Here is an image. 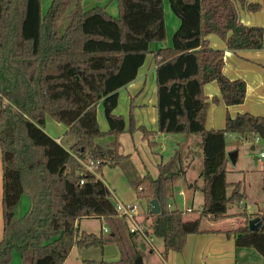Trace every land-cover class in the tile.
Here are the masks:
<instances>
[{"label":"trees","instance_id":"1","mask_svg":"<svg viewBox=\"0 0 264 264\" xmlns=\"http://www.w3.org/2000/svg\"><path fill=\"white\" fill-rule=\"evenodd\" d=\"M42 1L0 0L4 218L0 264H12L16 253L23 264H64L74 247L103 248L108 242L118 245L121 264H136L142 256L135 240L138 231L131 230L120 214L113 192L101 177L106 165H130V156L119 152V136L136 130L142 131L150 146L158 144L153 138L158 134L202 139L204 202L198 215L190 216L192 209L168 207V186L183 173L179 152L159 165L158 177L131 178L140 200L159 201L161 212H148L147 217L152 219L153 234L163 239L162 256L167 260L171 251L184 249L188 235L214 231L204 227L206 220L231 216L230 208L248 197L241 181H228L227 136L237 133L253 141L259 134L252 122L264 126V118L227 114L223 128L208 129L211 102L217 104L219 98L210 100L205 85L217 82L228 106L245 101L246 81L225 74L226 50L213 48L209 36L217 34L231 51L264 49V28L244 24L238 10V1L249 12L258 11L261 4L169 0L181 23L172 46L154 52L158 129L149 130L136 124L133 97L129 126L124 115L114 110L120 89L137 78L151 52L150 43L167 39L165 0H117V17L103 6L87 9L85 0H52L44 13ZM100 104L109 125L106 131L98 120ZM48 117L77 137L70 147L46 132ZM108 136L115 138L111 154L96 144L98 138ZM25 195L30 208L19 217L16 208ZM234 215L243 216L245 222L225 230L227 235H233L237 247H253L264 257V211L243 209ZM87 217L103 220L108 233L80 231L78 222ZM255 217L261 224L253 231L249 221Z\"/></svg>","mask_w":264,"mask_h":264},{"label":"crops","instance_id":"2","mask_svg":"<svg viewBox=\"0 0 264 264\" xmlns=\"http://www.w3.org/2000/svg\"><path fill=\"white\" fill-rule=\"evenodd\" d=\"M48 1L50 2V0ZM84 4L87 9L93 7L89 5L103 6L107 9L108 13L115 17L118 16L117 0H85ZM164 17L166 20L167 39L163 42L150 43L151 52L146 56L144 64L139 68L137 78L133 82L129 83L126 87L121 88L119 91V103L114 112L116 114L124 115L127 121V126H129L131 98L133 97V115L137 126L144 125L149 130L158 129V107L156 105L157 65L155 63L154 52L163 47L172 46L174 33L180 27L181 23V20L173 13L168 1H165L164 3ZM241 20L246 25H252L251 23L249 24L246 20H244L242 16ZM220 39L221 38L217 34L210 35V45L215 49L220 48L226 50L225 65L223 67L224 72L232 80L242 78L246 81V84L248 85L247 97L242 104L228 106L222 100L221 90L217 82L207 83L205 85V94L210 98V100L213 97L219 98V103L214 104L211 102L207 116L208 129H218L219 127L223 126L222 122H226L225 119L228 113L231 117H235L238 113H249L251 115L253 114L264 118V49L256 50L258 52H255L251 55L249 53L246 56L240 54L237 51L227 50L225 42ZM101 106L102 105L98 106V120L102 130L106 131L108 130L109 125L106 121L104 110L102 111L100 108ZM48 119L49 117L47 118L46 124ZM64 130L65 132L67 131L66 126ZM64 130L62 131V134ZM46 132L62 145H64L62 142V136H54L47 130ZM182 135L158 134L153 137L154 141H157L158 144L150 146L148 140L144 138L142 131L136 130L133 133L126 131L119 136V152L121 154L130 156V165L123 164L116 167H110L109 165H106L102 168L101 177L113 192L116 204L118 202H134L139 206V214L136 220L140 224L142 231H138V233L135 234V240L138 248L142 251L141 257L143 264H145V262L148 260H153L151 259V256L146 257L145 251L147 243L151 247L152 251H157L160 264H264V257L257 249L253 247H237L233 235L228 236L225 232V230L237 228L238 225H241L245 222V218L243 216L234 215L237 214L238 211H230L231 216L220 219L219 221L206 220L204 227L206 229L214 230L213 232H202L199 234L188 235L185 247L181 252L171 251L167 260L163 259V242L160 248L155 246L156 241H154V237L157 236L153 234L152 229L150 228L152 219L150 217H146L147 213L151 212V205L145 201V207H142L141 201L143 200H140L137 197V192L134 188V185L132 184L131 178L133 176L144 177L147 174H150L154 178L158 177L159 165L164 164L166 161L170 160L176 152H179L181 156L180 167L183 169V173L168 186V207L170 209L178 208L181 210H194L193 207L189 206L191 201L192 203H196V205L199 207V210H201L204 202V192H202L201 189L204 183L202 181L203 178L199 179L198 176L192 175V169L197 165V160L193 156L191 150L193 139L189 137L192 135ZM229 136L230 135L227 137ZM241 138L242 140L244 139L242 136ZM114 141L115 138L113 136H108L104 138H98L96 140V144L99 149L111 154L114 151ZM259 141H261V139L257 140V138L253 141H250V143L254 142L252 150L257 147V143ZM73 143L74 139L71 140L69 146H64L68 148ZM183 144H185L187 147V153L182 155V152H180L179 149L182 148ZM236 149H238V161L240 158V150L238 147H233L232 145L228 144L227 154L228 152L234 151ZM261 153L264 152L261 151L260 154ZM261 158L264 157L261 156ZM230 163L231 160H229L228 163V181L231 183H236L237 181L229 180L230 176H235L236 173L234 170L235 164H232L231 166ZM230 189L231 194L232 188ZM2 198L3 168L2 153L0 149V239L3 236L4 230ZM29 204L30 203H28V205ZM84 219L85 218L78 222V228L80 231L89 232L84 226H82ZM96 219H99L103 224V220L100 218ZM106 228L108 229V226L105 225L104 228L101 227L100 230L104 233H107L108 231L105 230ZM216 230L221 231L216 232ZM107 244L109 245L108 253L105 255V257L103 256L101 258V262L105 261L108 264H121V254L118 245L114 242H108ZM107 244L105 248L108 246ZM83 249L84 248L74 247L72 252H75V250H80V256L84 262H95L96 259L83 255ZM68 260L69 259H67L64 264H67Z\"/></svg>","mask_w":264,"mask_h":264},{"label":"rangeland","instance_id":"3","mask_svg":"<svg viewBox=\"0 0 264 264\" xmlns=\"http://www.w3.org/2000/svg\"><path fill=\"white\" fill-rule=\"evenodd\" d=\"M168 1L169 0H165ZM249 3L254 2V3H259L261 4V8L256 11H247L245 10L241 3L238 1V10H239V15L242 16L244 20H246L249 24L251 23L252 25H259L264 28V0H247ZM50 2L48 0H43L42 1V10L44 13L47 12ZM93 6L94 5H89ZM62 26H64L65 21H63ZM221 40V39H220ZM223 42V41H222ZM240 54L243 55H248L250 53L254 54L255 52H258L256 50H239L237 51ZM101 105V104H100ZM103 111V106L100 107ZM229 114V113H228ZM227 116V115H226ZM226 120V119H225ZM207 121V119H206ZM226 122H222L221 127L223 128L225 126ZM45 128L48 132H51L54 136H62V142L65 146H69L70 142L72 139L76 141L77 137L74 134H66L64 128L65 125L62 123L57 122L53 118L49 117L47 124L45 125ZM67 128V127H66ZM64 130L63 134L62 131ZM184 136V135H182ZM189 138L193 139L191 150L193 153V156L197 160V165L192 169V175L198 176L199 179L202 178L201 176V170H202V163H203V157H202V145H201V138L198 135H192ZM261 138V137H260ZM227 142L229 145H232L233 147H238L240 150V158L237 161V163L234 166L235 170V176H230L229 180L231 181H241L242 186H244L245 190L247 191L248 197L242 202L237 205L232 206L230 209L232 212H237L243 210L245 208L248 213H255L257 211H264V158H261L260 152H264V138H261V141L257 143V147L252 150V146L254 144L250 143V141H247L246 139L241 138V135L235 133V134H230L229 137H227ZM187 147L185 144H183L182 148L179 149L180 152H182V155L187 153ZM260 157V158H259ZM185 162V160H184ZM232 166V162L230 163ZM234 165V164H233ZM197 172V173H196ZM197 175H196V174ZM203 181V179H202ZM231 189L229 188V194ZM30 201L28 196H23L21 199L20 204L17 206L16 209V214L17 216H22L29 210L28 202ZM142 202V207H145V201ZM189 206L194 208V211L190 213V216L192 215H198L199 214V207L196 205V203H192L190 201ZM147 217V215H146ZM130 223V222H129ZM106 223L103 221V224L99 219L96 218H85L82 222V226L86 228L89 232H95V233H100V228H104ZM107 226V225H106ZM98 230V231H96ZM100 230V231H99ZM109 231V228H108ZM108 233V232H107ZM154 241H156L155 246L157 248L161 247V244L163 242L162 238L159 237H154ZM108 245V244H107ZM106 246V245H105ZM100 247H89V248H84L83 255L92 257L96 259L95 262L91 261L89 263L84 262L80 256V250H75V252H72L71 255L69 256V260L67 264H100L101 263V258L108 253V247L109 245L105 248ZM88 249V250H87ZM146 257L151 256V259L153 260H148L145 262V264H160L158 260V253L157 251H152L151 247L147 243L146 246V251H145ZM152 261V262H151ZM12 264H23L22 260L20 258L19 254H15L14 260Z\"/></svg>","mask_w":264,"mask_h":264},{"label":"water","instance_id":"4","mask_svg":"<svg viewBox=\"0 0 264 264\" xmlns=\"http://www.w3.org/2000/svg\"><path fill=\"white\" fill-rule=\"evenodd\" d=\"M252 124L256 125L258 134L261 138H264V126L262 124H257L256 120H253ZM238 149L228 152L227 156H229V159L231 160V162L233 164H236L237 158H238ZM151 205V213L152 214H158L160 213V205H159V201L157 199H153L150 202ZM261 224V220L260 217H255V219H251L249 221V226L251 228V230L255 231L256 229H259ZM136 264H143V260L141 256H138L136 259Z\"/></svg>","mask_w":264,"mask_h":264},{"label":"built area","instance_id":"5","mask_svg":"<svg viewBox=\"0 0 264 264\" xmlns=\"http://www.w3.org/2000/svg\"><path fill=\"white\" fill-rule=\"evenodd\" d=\"M257 140H260V136L258 135ZM262 157H264V153L260 154ZM89 170L93 171L94 173H96L95 171V167L92 165H88L87 166ZM83 182V181H82ZM117 208L120 212V214L124 217L127 218V220L131 223L130 224V228L133 231H142L140 224L137 222V216L139 214V206L137 203L134 202H118L117 204ZM106 231H108V229H105Z\"/></svg>","mask_w":264,"mask_h":264}]
</instances>
